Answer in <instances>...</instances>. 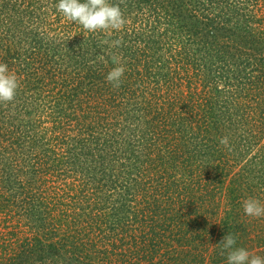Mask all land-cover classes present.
Here are the masks:
<instances>
[{
    "label": "rangeland",
    "instance_id": "obj_1",
    "mask_svg": "<svg viewBox=\"0 0 264 264\" xmlns=\"http://www.w3.org/2000/svg\"><path fill=\"white\" fill-rule=\"evenodd\" d=\"M25 1L27 3L23 0L14 2L25 10L32 3L40 6V12L26 13L32 19L26 24L28 31L31 29L41 35L43 41L65 38V45L62 52H54L48 44L41 50L37 49L44 62L38 66L34 60L32 68L31 60L23 62V55H28L33 45L18 44L6 37L11 36L10 31L14 29L17 34L20 27L7 31L0 26V62L6 64V56L18 57L9 71L17 77V90L32 91L35 101L41 103L36 109L25 107L24 114L20 116L26 120L32 117L37 124V133L30 132L33 145L10 133L6 136L10 122L0 121V264H213L210 257L218 256L217 250L225 255L220 256V263L224 264L228 252L222 246L220 249L213 246L220 244L228 233L236 240L234 248H244L250 254L264 257V216L251 217L243 210V203L249 198L264 205V11L257 12L263 19V23L257 26L260 32L257 43H252L257 46H245H249L245 48L247 54L252 52V57L262 59L260 66L247 65L246 70L243 69L245 79L242 80L222 78L213 81L207 78L184 81L178 91L187 94L185 85L191 84L189 95L197 103L194 110L196 121L178 116L171 120L165 118L159 123L156 119L161 111H158V105H153L157 99L151 97V91L145 94L152 102L142 110L151 123V138H142L137 131L128 149L134 150L137 158L133 156L127 167L121 166V161L130 151L122 152L124 155L118 158L119 163L111 164L100 175L96 168L95 176H92L90 161L73 162L76 140L85 137L88 144L97 140L95 143L100 145L118 130L117 136L122 134L120 139L126 138L128 128L132 129L134 123L124 114L134 106L118 95L116 100L123 107L116 111L117 117L112 118L115 127L112 128L100 125L90 112L84 118L78 105L86 107V104L106 99L116 92L105 90L103 93L99 89L89 97L78 99L74 94L84 92L86 81H106L109 72L103 77L97 73L101 67L111 64L125 68L120 85H126L127 78L131 82L127 85L141 81L140 73L147 75L155 69L161 57L166 58L160 45L171 42L175 22L167 25L166 19L160 20L151 34H145L137 42L139 53L132 55L130 51L119 49V30L89 32L82 25L69 21L58 9L53 11L51 0ZM145 1L141 3L146 10ZM108 3L119 6V0H108ZM119 7L123 10L124 19L133 18V14L127 11L129 6L121 4ZM217 9L212 12L216 13ZM5 19V22L11 21L8 17ZM62 25L66 31L57 32L58 27L62 30ZM101 32L104 33V37H100L103 45L90 49L87 39ZM197 46L198 43L190 45L192 49ZM115 50L118 51L117 57L111 55ZM19 51L22 56H18ZM140 53V59L136 58ZM57 58L60 60L55 65L53 60ZM129 68H133L131 77ZM222 70L228 72L226 66ZM105 72L104 68L101 73ZM232 84L239 89L238 101L243 102L242 108L247 110H239L238 116L233 115L236 122L229 133L227 127L221 126L216 131L205 119H211L209 115H220L217 118L225 123L229 110L223 107L221 116V108L213 101L229 100L228 86ZM157 95L163 96V93L157 91L156 98ZM108 101L112 103L111 99ZM200 102L202 105L199 107ZM256 102L258 108H251ZM158 104L162 107L163 102ZM14 105L16 111L18 105L16 102ZM71 105L75 111H69L70 124L61 123L65 131L52 130L50 114L57 108L68 109ZM81 123L85 124L82 129L78 126ZM248 131H256V134L245 143ZM54 133L64 138V144H58L61 148L71 149V154L58 160L57 165L51 149L53 144L47 141L40 147L38 143L41 137L44 141ZM165 135L167 139L164 140ZM223 137H227V146L220 143ZM202 144L206 149L203 150ZM41 161L46 162V167L40 164ZM34 195H39L43 202L35 201L36 206L32 208L30 205L32 210H29L30 199L24 204L21 198ZM165 216H172V221H177L178 226L173 228L169 220L164 221ZM156 222L164 230L160 231L161 238L157 237L158 232L153 231ZM218 229V234L222 235L214 233ZM210 233L212 239L208 236ZM202 243L205 255L200 254ZM193 244L197 246L194 250ZM185 250L190 254L185 255ZM195 258L201 262L195 263Z\"/></svg>",
    "mask_w": 264,
    "mask_h": 264
},
{
    "label": "trees",
    "instance_id": "obj_2",
    "mask_svg": "<svg viewBox=\"0 0 264 264\" xmlns=\"http://www.w3.org/2000/svg\"><path fill=\"white\" fill-rule=\"evenodd\" d=\"M1 1L0 23H2V25L0 26H2V29L9 31L8 29L10 28H17L18 26L20 27V30L17 34L14 33V29L10 31L11 36L6 37L15 43L17 42L18 44L23 42V44L28 43V45H30L29 47L33 45L30 53H28V55H26V53L23 55V62H29L31 60L30 64L32 68L35 65V63L32 62L34 60H36V63H39L38 66L43 65L42 62H44V59L42 57L39 58L41 55L37 53V49L41 50V48L45 47L46 44H48V46L51 47L54 52L63 51L65 45L63 42H65V38L58 39L57 41L53 39L51 42L43 41L41 35L33 33L31 29L28 31L26 24L30 23L32 19L31 17L29 18L26 13L32 14L33 11L40 12L39 5L32 3L30 8L25 10L20 9V4H17V2L15 3V0H7L6 2H3V0ZM20 1L22 2V0ZM51 1L53 4V11H55L57 9V4H55L57 1ZM82 1L84 0H81V2ZM141 1L142 0H119V6L121 4L129 6V10L127 9V11L133 14V18L124 19L125 24L119 29V49H124L127 52L130 51L132 52V55L139 53L136 49L137 42L140 41L142 36L145 34H151L154 31L153 28L155 27V24H157L160 20L166 19L165 24L167 25H172L175 22L174 28L172 29L175 31V34L170 43H167L165 46L164 43H161L160 45L165 51L166 58L161 57L158 60L155 69H151L147 75H142V73H140L139 76L141 81H137L135 85H127L129 84L128 82H130V79L128 78L126 79V81H128L126 85H120L119 83V87L115 88H113L114 86L112 83L107 81H86L83 87L84 92L74 94L75 98L78 99L89 97L92 92L94 93L99 89H102L103 93L105 90H113L116 92V95L114 94L113 96H108L106 99H97V101H93V104H86L85 106L87 108L82 105H78L79 111L84 118L90 112L95 117L96 121L100 123V125H109L112 128H115L113 127L114 124L112 118L117 117L118 113H116V111L121 110L123 107L118 99L116 100V97L119 95V97L123 98L124 102L128 101L129 104H133L134 106L130 107L127 112L125 111L124 114L126 118L129 117L132 123H134L131 125L132 129L130 127L128 128L129 132L126 138L120 139L122 134L117 136L120 132L118 130L114 131L112 135H110V138L106 141H103V143L100 145L95 143L97 140L88 144L85 142V137L76 140L77 145H80L77 146L74 144L73 162H77L79 164L84 160L90 161L91 166H93L92 176H95L96 168H98L100 175L107 171V167L110 168L111 164L115 166V164L119 163L118 158H120L121 155H124L122 152L130 151L128 149L130 148V144L133 143L132 137H135L137 131L140 132V137H144L145 139L151 138V123L149 124V121L146 119V113H144L142 110L146 109V104L148 105L152 102L147 99L145 94L147 95V93L151 91V97L154 96V98L157 99L154 100L153 105H158L160 108L158 111H161V115L157 116L156 119V121H159V123L165 118L169 117V120H171L178 116L181 118H183V116H187L189 121H196L194 110L197 103L196 100L189 95V92L192 90L191 84L185 85V88H187V94H183V92L181 93L178 91L182 87L184 81H200L207 80V78H211L213 81H219L222 78H228L229 81H232L233 78H237L238 80L240 78L242 80L243 78L245 79L243 72L246 70L245 68L247 65L257 68L262 64V59H256L255 57L251 56L252 52L247 54L245 48L247 49L249 46H245H257V44L252 45V43H257L258 33H260L259 29L257 30V26L263 23V19L257 14V12L264 11V0H154V3L153 0H144L148 8L146 10L143 8ZM23 2L27 3L25 0H23ZM24 5H30V3ZM216 8H218L216 13L212 12V10ZM196 14L198 15L197 17H195ZM5 17L10 18L11 21L5 22ZM169 19L170 22L167 21ZM171 19L173 22H171ZM152 23L154 24L152 25ZM65 31V26L62 25V30H60L58 27L57 32ZM100 37H104L103 32L92 34L89 39H87L90 49L103 45ZM166 39L168 40V38ZM129 42L132 43L129 44ZM196 43H198L199 47L197 46L196 48L192 49L190 45H196ZM11 46L12 44L10 47ZM23 47L24 45L22 48ZM243 49L245 52H243ZM34 51H36V53ZM17 53L18 56H22L21 51ZM182 54H184V56L181 57L180 55ZM111 55L117 57L118 51H112ZM141 55L142 54L140 53L135 57L140 59ZM175 55H179V57L176 58L174 57ZM17 60L18 57L10 55L9 58H7L6 56V64L9 71L12 69L13 65L16 64ZM59 60L60 58H57L56 60H53V63L56 65ZM236 60H238V63ZM191 64L192 67L190 66ZM232 64H234V67ZM239 65L240 67L238 68L237 66ZM224 66L228 68V72L222 70ZM115 67H118V65L111 64V66L108 67H101L99 73L97 74L98 76L102 75L101 77H103ZM104 68L106 69V72L102 74L101 71ZM131 69L128 71V75L130 77L133 74ZM37 70L39 69H36V71ZM123 76L120 78V82L124 80L122 79ZM37 78L39 79V77ZM228 88L230 90L228 97L229 100H221V103H219V100L216 101V99L213 101L214 104L221 108V116L223 113V107L229 110L230 114H228L226 117L225 123L223 124L221 119L217 118L220 115H209L211 119H205V121H209L208 124H211V126L215 128L216 131L221 129V127H227L229 133L231 127L236 122V119L233 120V115L238 116L239 110L246 111L247 108L243 109L242 107L244 103L238 101L241 94L239 89H237V87L233 84L229 85ZM157 91H161L163 96L157 95L156 98L155 96ZM130 93L133 94L129 96ZM32 95V91L25 93L21 90H16V95L13 101L8 103H0V121H3V123L6 121L10 122V129H8L9 131L6 132V136H10L8 135V133H10L14 136H17L18 139L22 138L23 141L29 142L30 145H33L31 140V137L33 138V134L30 132L37 133L35 131L37 124L32 117L28 118L29 120H26L20 116L24 114L23 110L25 107H33L36 109V107L38 108L41 104L40 102L35 101L37 99ZM125 98L128 99L125 100ZM108 99H111L112 103H109ZM208 100L209 98L206 100V102H208ZM15 102L16 105H18L16 111L14 105ZM78 102L81 103L80 101ZM161 102H163L162 107L158 104H161ZM201 105L202 103L200 102L199 107ZM258 106L259 105L256 102V104L254 103L251 108H258ZM166 110L168 112L164 114ZM69 111H75L72 105L68 109H62L61 107L57 108L55 112L50 114L49 117L52 118L51 121L53 123V126H51L52 130H56L58 132L65 131V126H63L61 123L65 121L67 122V125L70 124L72 119ZM108 113H111V115ZM99 116L102 119H105V121L99 118ZM117 121L118 120L116 119V122ZM117 124H119V122ZM78 126L82 129L85 127V124L81 123ZM97 134L99 133L97 132ZM255 134L256 131H248L245 137V143L248 142L249 139L255 137ZM156 136L158 135L156 134ZM166 136L167 135L164 136V140L165 138L167 139ZM62 140H64V138H62L58 133H54L53 137H49V139L46 137L44 141H42L41 137V139L38 141L40 147L46 144L47 141L49 144H53L51 149L54 153L53 159L56 162V165L59 162L58 160L65 159L71 154V149L69 147H65L63 149L60 147V145H58L64 144L65 141ZM137 144L139 145L140 143L137 142ZM202 148L204 150L206 149V146L202 144ZM200 150L199 152L203 151ZM132 152L130 151V153H126L124 157L125 160L121 161V166L127 167L130 163L131 157L134 156L137 158V156L134 154V150H132ZM34 156L37 157L36 155ZM40 164L46 167L45 161H43V163L41 161ZM40 164L38 166H40ZM72 167L75 168V166ZM99 180L102 181V177H100ZM29 199L30 204L27 205V207L29 206V210H32L30 205L32 208L36 206L35 201H37V203L43 202L39 195L38 197L35 195L31 196V198L23 196L21 198V202H24L25 204V202H29ZM165 220H169L173 228L174 226H178L177 221H172V216H165L164 221ZM166 224L170 225L168 222ZM153 231L158 232L159 235H157V237L159 236L161 238L160 231L164 230L161 227V224L156 222L153 227ZM218 232H220L219 229L214 233L217 235H222V233L218 234ZM208 236L210 239H212L211 233ZM213 247L220 249L221 245L217 244ZM196 248L197 246L193 244V250ZM204 250L205 247H203L202 243L200 246V252L202 251V253L200 254L205 255V253H203ZM223 250L228 252V250ZM192 252L195 254L194 251ZM184 253L187 255L190 254V251L185 250ZM216 253H218V256L210 257L211 263L221 264L220 256L222 252L217 250ZM223 255L224 254H222V256ZM199 262H201V260L195 258V263ZM224 264H227V262Z\"/></svg>",
    "mask_w": 264,
    "mask_h": 264
},
{
    "label": "clouds",
    "instance_id": "obj_3",
    "mask_svg": "<svg viewBox=\"0 0 264 264\" xmlns=\"http://www.w3.org/2000/svg\"><path fill=\"white\" fill-rule=\"evenodd\" d=\"M57 9L69 21L76 22L89 32L97 30H119L125 20L118 5H110L108 0H58ZM123 66L113 68L106 76V81L114 87H119L120 78L123 76ZM19 84L14 73H10L7 64L0 63V103H8L14 100ZM220 143L228 145L227 137H223ZM244 213L251 217L264 216V205L254 198H249L243 203ZM236 244L234 236L228 233L223 237L220 245L228 251L227 264H264V257L250 254L244 248H234Z\"/></svg>",
    "mask_w": 264,
    "mask_h": 264
}]
</instances>
